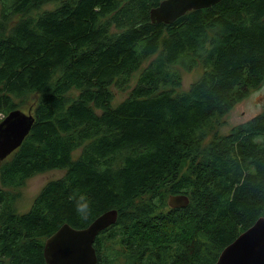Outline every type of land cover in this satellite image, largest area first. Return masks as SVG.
Returning a JSON list of instances; mask_svg holds the SVG:
<instances>
[{
    "label": "trees",
    "instance_id": "16d2710c",
    "mask_svg": "<svg viewBox=\"0 0 264 264\" xmlns=\"http://www.w3.org/2000/svg\"><path fill=\"white\" fill-rule=\"evenodd\" d=\"M162 1L0 0V116L35 99L32 131L0 162V264H47L59 228L113 209L99 264H216L264 217V112L218 132L264 83V0L154 24ZM198 67L181 91L180 68ZM53 170L65 174L17 213L13 190ZM166 195L190 202L172 209Z\"/></svg>",
    "mask_w": 264,
    "mask_h": 264
},
{
    "label": "water",
    "instance_id": "95a60500",
    "mask_svg": "<svg viewBox=\"0 0 264 264\" xmlns=\"http://www.w3.org/2000/svg\"><path fill=\"white\" fill-rule=\"evenodd\" d=\"M223 0H164L150 12L154 24L170 25L191 11L211 8ZM35 118L32 112L11 111L0 122V162L18 150L32 131ZM187 195L171 196L169 206L184 209ZM118 211H107L87 228L75 229L64 224L44 246L47 264H98L94 243L100 232L116 224ZM216 264H264V217L259 218L220 254Z\"/></svg>",
    "mask_w": 264,
    "mask_h": 264
},
{
    "label": "rangeland",
    "instance_id": "374dc122",
    "mask_svg": "<svg viewBox=\"0 0 264 264\" xmlns=\"http://www.w3.org/2000/svg\"><path fill=\"white\" fill-rule=\"evenodd\" d=\"M46 9L53 8V5H49L45 7ZM181 74L183 76V86L181 91H186L189 87L197 81L202 75V68L198 67L193 69L192 71H186L183 68L181 69ZM115 92H117L115 90ZM129 96V92H118L116 93V98L114 104L116 105L119 102H122ZM16 103H20V100H15ZM35 107V99L33 97H29L25 99L23 105H21V110L28 114L32 112ZM264 112V83L256 89H252V92L249 93L248 97L242 99L229 112V114L224 118L225 124L218 130L220 134H228L233 127H237L241 124H245L249 122L252 118L261 115ZM6 116L1 115L0 118L3 120ZM81 154V150L76 151L73 154L74 158H78ZM9 160V159H8ZM65 172L60 170H53L46 173L38 174L28 179L25 185L19 189L13 190L14 192H19V197L16 201V211L19 214L26 213L34 204L36 198L45 187V185L53 180H57L64 176ZM170 195H166L165 198L169 200ZM148 198V196L146 197ZM165 198L162 200L165 202ZM138 201L137 203H140ZM170 208V207H169ZM168 207H164L161 209L163 212L169 211ZM185 218L182 217L178 223L184 222ZM105 242L107 239L105 238ZM107 245H110L109 242ZM111 249H115L116 247H109ZM120 253H124L121 247L118 248ZM118 251V252H119Z\"/></svg>",
    "mask_w": 264,
    "mask_h": 264
},
{
    "label": "flooded vegetation",
    "instance_id": "af4514ba",
    "mask_svg": "<svg viewBox=\"0 0 264 264\" xmlns=\"http://www.w3.org/2000/svg\"><path fill=\"white\" fill-rule=\"evenodd\" d=\"M168 205H169V202H168ZM170 207V206H169ZM170 208H172V207H170ZM172 209H174V208H172ZM176 209H178V208H176ZM105 231V230H104ZM103 232V231H102ZM102 232H100V233H102ZM100 233H99V235L97 236V238L100 236ZM96 238V239H97ZM96 242V241H95ZM94 248H95V250H96V253H97V257H98V264L100 263V259H103V255H102V252H101V250L100 249H97V247L95 246V243H94ZM103 261V260H102Z\"/></svg>",
    "mask_w": 264,
    "mask_h": 264
},
{
    "label": "clouds",
    "instance_id": "9594fccd",
    "mask_svg": "<svg viewBox=\"0 0 264 264\" xmlns=\"http://www.w3.org/2000/svg\"><path fill=\"white\" fill-rule=\"evenodd\" d=\"M85 207H86V206H83V205L78 204V205H77V211H78V212H80V211H84V210H85Z\"/></svg>",
    "mask_w": 264,
    "mask_h": 264
}]
</instances>
